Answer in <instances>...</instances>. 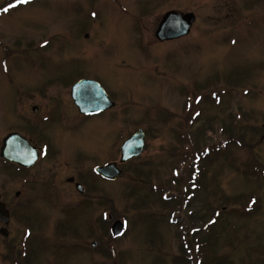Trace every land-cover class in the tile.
<instances>
[{"label":"rangeland","instance_id":"rangeland-1","mask_svg":"<svg viewBox=\"0 0 264 264\" xmlns=\"http://www.w3.org/2000/svg\"><path fill=\"white\" fill-rule=\"evenodd\" d=\"M169 11L197 20L188 37L161 43ZM245 70L240 85L226 84ZM83 79L116 106L80 115L70 85ZM230 113L260 130L254 147L223 135L217 120ZM210 120L194 161L191 136ZM138 129L143 155L115 182L95 175ZM11 132L46 155L25 172L0 159L12 213L0 264H182V247L187 264H264V0H34L0 14V148ZM118 220L127 230L113 239Z\"/></svg>","mask_w":264,"mask_h":264},{"label":"water","instance_id":"water-1","mask_svg":"<svg viewBox=\"0 0 264 264\" xmlns=\"http://www.w3.org/2000/svg\"><path fill=\"white\" fill-rule=\"evenodd\" d=\"M195 22L196 16L193 13L182 14L170 11L161 20L156 32V38L159 41H173L186 37L190 34ZM71 95L82 114H96L114 107V103L110 101L100 85L90 80H84L75 85ZM37 110L35 107L34 111ZM144 137L143 131H139L122 146L121 163H126L142 155ZM0 156L6 161L16 163L24 168H30L38 160L39 152L24 137L18 133H12L3 140ZM96 172L109 180H116L122 174V170L119 169L117 163L97 168ZM70 181L73 182L74 180L71 179ZM77 189L81 193H85L83 186L77 185ZM17 196H20V194H17ZM10 218L9 210L0 201V222L8 225ZM123 230L124 225L121 221H117L113 224L111 233L116 238L123 233ZM0 233L7 236L6 230H2Z\"/></svg>","mask_w":264,"mask_h":264},{"label":"trees","instance_id":"trees-1","mask_svg":"<svg viewBox=\"0 0 264 264\" xmlns=\"http://www.w3.org/2000/svg\"><path fill=\"white\" fill-rule=\"evenodd\" d=\"M249 71H235L234 73L229 74L226 77V84L229 86H238L240 85L241 82L245 81L246 78L249 77L248 75ZM214 81H218V76H216L214 79H212L210 81V84ZM58 82L64 83L63 80H58ZM215 83V82H214ZM213 83V84H214ZM65 85L67 83H64ZM244 118L245 120H251L252 116L243 112ZM227 119L226 120H217V124L220 125V129L223 133V135L228 139V140H233L236 141L240 144H242L243 146L245 145V148H251L254 147V145L256 144V142H258L256 140V138L260 135V130L252 125H243V123H239L238 122V118L237 115L230 113L229 115H227ZM215 122V121H214ZM214 122H212L211 120L208 122L207 125L202 126V128L198 127L197 131L191 136V144H192V148H193V152L194 153H201V151L204 149L203 147L206 148L207 145V140H209V134L210 133H214L215 132V128H214ZM255 142L254 145H252ZM140 171L136 170V174L141 176L142 173L139 174ZM145 175V173L143 174ZM142 175V176H143ZM147 175V174H146ZM177 182L180 184L181 182L179 180H177ZM165 204H169V205H174L176 206L177 204L182 205L183 203H181L178 200H172L170 202H165ZM191 203L187 204L186 206H190ZM200 220L204 223L206 222V216H202L200 217ZM202 230H199L197 233H195V237L199 238L200 234ZM195 237H193V240L196 239ZM182 250L184 251L183 253V257L178 258L182 264H187V259L189 258V256L187 255V251L182 247ZM216 264H231L228 263L226 259H220V260H215ZM178 264V263H177Z\"/></svg>","mask_w":264,"mask_h":264},{"label":"flooded vegetation","instance_id":"flooded-vegetation-1","mask_svg":"<svg viewBox=\"0 0 264 264\" xmlns=\"http://www.w3.org/2000/svg\"><path fill=\"white\" fill-rule=\"evenodd\" d=\"M50 145L52 146V144H50ZM50 145L48 144V146H50ZM39 148H42V147H39ZM50 148H51V147H50ZM43 150H44V148H43ZM44 151H45V150H44ZM69 179H70V178H69ZM69 179L67 180L68 183H70V182H69ZM71 179H72V178H71ZM77 183H78V182L75 180V182H73V183L71 182L70 184H71V185H74L75 188H76V184H77Z\"/></svg>","mask_w":264,"mask_h":264},{"label":"snow or ice","instance_id":"snow-or-ice-1","mask_svg":"<svg viewBox=\"0 0 264 264\" xmlns=\"http://www.w3.org/2000/svg\"><path fill=\"white\" fill-rule=\"evenodd\" d=\"M24 2H28V0H24ZM8 9H5V11H7Z\"/></svg>","mask_w":264,"mask_h":264}]
</instances>
